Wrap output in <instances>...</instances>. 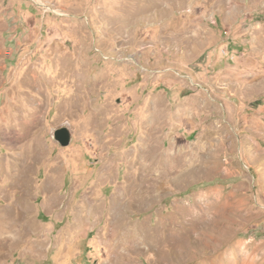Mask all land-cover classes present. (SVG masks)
<instances>
[{"label": "rangeland", "instance_id": "374dc122", "mask_svg": "<svg viewBox=\"0 0 264 264\" xmlns=\"http://www.w3.org/2000/svg\"><path fill=\"white\" fill-rule=\"evenodd\" d=\"M0 264H264V0H0Z\"/></svg>", "mask_w": 264, "mask_h": 264}, {"label": "water", "instance_id": "95a60500", "mask_svg": "<svg viewBox=\"0 0 264 264\" xmlns=\"http://www.w3.org/2000/svg\"><path fill=\"white\" fill-rule=\"evenodd\" d=\"M53 137L61 147H67L71 143L72 135L67 127H61L55 130Z\"/></svg>", "mask_w": 264, "mask_h": 264}, {"label": "bare ground", "instance_id": "6f19581e", "mask_svg": "<svg viewBox=\"0 0 264 264\" xmlns=\"http://www.w3.org/2000/svg\"><path fill=\"white\" fill-rule=\"evenodd\" d=\"M123 23H125V22H123ZM70 64H71V63H70ZM68 66H69V65H68ZM72 66H73V65H72ZM64 67H65V66H64ZM67 70H68V69H67ZM70 73H71V72H70ZM85 79H86V78H85ZM85 79H84V80H85ZM77 82H78V81H77ZM87 82H88V81H87ZM76 86H77V85H76ZM81 87H82V86H81ZM87 89H88V88H87ZM79 90H80V89H79ZM79 95H80V94H79ZM83 96H84V95H83ZM155 106H156V105H155ZM105 108H106V107H105ZM158 109H159V108H158ZM154 111H155V110H154ZM98 112H99V111H98ZM162 114H163V113H162ZM99 115H100V114H99ZM158 116H159V115H158ZM92 124H93V122H92ZM96 125H97V124H96ZM94 127H95V126H94ZM154 127H155V126H154ZM114 129H115V128H114ZM114 134H115V133H114ZM151 149H152V148H151ZM143 150H144V149H142V151H143ZM145 150H146V149H145ZM149 151H150V150H149ZM149 151H148V152H149ZM146 152H147V151H146ZM144 153H145V152H144ZM144 153H143V154H144ZM153 153H154V152H153ZM145 154H146V153H145ZM154 154H155V153H154ZM153 156H154V155H153ZM153 156H152V157H153ZM141 159H142V158H141ZM161 163H162V162H161ZM139 164H140V163H139ZM16 165H17V164H16ZM17 171H18V170H17ZM19 171H20V168H19ZM110 174H111V173H110ZM103 178H104V177H103Z\"/></svg>", "mask_w": 264, "mask_h": 264}]
</instances>
